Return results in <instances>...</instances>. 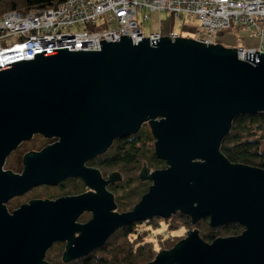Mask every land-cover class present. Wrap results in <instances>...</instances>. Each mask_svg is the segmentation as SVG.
Returning a JSON list of instances; mask_svg holds the SVG:
<instances>
[{"label": "water", "instance_id": "water-1", "mask_svg": "<svg viewBox=\"0 0 264 264\" xmlns=\"http://www.w3.org/2000/svg\"><path fill=\"white\" fill-rule=\"evenodd\" d=\"M99 41L100 50L41 51L0 66V264L63 262L103 246L119 228L176 212L211 227L238 223L236 236L204 241L198 230L145 264H264V169L229 162L219 151L233 119L264 111V52L168 36ZM147 123L155 156L167 167L140 180L152 185L133 210L114 211L109 182L86 162ZM38 134L58 138L23 156L21 175L2 170L6 156ZM81 178L95 190L33 199L8 213L5 203L37 185ZM91 219L76 222L84 212Z\"/></svg>", "mask_w": 264, "mask_h": 264}, {"label": "built area", "instance_id": "built-area-1", "mask_svg": "<svg viewBox=\"0 0 264 264\" xmlns=\"http://www.w3.org/2000/svg\"><path fill=\"white\" fill-rule=\"evenodd\" d=\"M139 10H168L184 16L185 22L196 24L194 30L203 32L196 40L204 43L216 44V34L230 29L259 36L261 47L238 49L241 58L245 52L264 49V0H65L55 8H34L24 14L10 10L0 15V40L17 36L10 45L0 42V66L32 59L44 50L97 51L99 41H118L123 35L134 42L144 37L150 42L163 36L181 37L174 32L164 35L161 27L146 35L136 19ZM148 17L149 13L143 14V20Z\"/></svg>", "mask_w": 264, "mask_h": 264}, {"label": "rangeland", "instance_id": "rangeland-1", "mask_svg": "<svg viewBox=\"0 0 264 264\" xmlns=\"http://www.w3.org/2000/svg\"><path fill=\"white\" fill-rule=\"evenodd\" d=\"M144 13H149V17L146 20H143ZM136 19L140 23V26L143 28V31L146 35L155 31L158 27H161L162 33L164 35H168V32H174L175 34L183 38L192 39H196L204 35L203 32L193 29V27H197L196 24H193V22L187 23L185 22L184 16L177 17L174 12H170L168 10H156L150 12L139 10ZM16 41L17 36L15 35L9 36L4 40H0L3 45H10ZM215 43L220 44L223 47L246 50L259 49L261 47V41L259 36L250 35L248 33L233 29L216 34ZM261 51L264 52V49ZM141 130L145 132L143 133V135L152 137V140L150 139L151 141L147 140L149 142V145H145L143 149L147 148L149 151H155V138L151 133L149 125L147 123H144L141 126L139 132ZM57 140L58 138H45L41 135L36 134L30 139L22 141L12 152H10L6 156L4 164L2 166V170H9L13 173H20L23 168L22 159L24 154L31 150H42L48 144L57 142ZM260 148L261 151L264 152V139L260 143ZM109 150L110 149H108L106 152L108 153ZM149 155V152H145V155L143 157L145 167H147L149 170L148 174H151L154 170H160L167 167L166 162L161 159H159L161 161L159 166H156V164L152 160H150ZM101 164L103 163H100L97 166L93 164V167L97 168L100 171V173L104 177L103 179L108 180L109 173L113 172H117L120 175V181H116V186L119 187H113L110 190V192H112L113 194V198L116 199L117 202L119 199L121 200L120 204L115 202L116 207L114 211L121 214L123 212L133 210L134 206L141 199V195L139 196V194H141L146 189L148 190L149 187L152 185L151 180L144 179L142 181L138 176L142 169L143 162H141L140 164L139 161L138 165L118 163L116 165L102 166ZM78 186L80 185L79 183L76 184V181H70L65 185V191L69 190V192H73L75 188H78ZM83 190H86V188L80 190L78 189V191ZM59 191L60 190L53 189L52 187L43 188L37 186L25 196H23L22 194V196H14L8 202L5 203V206L6 209H8L7 211H9L8 213H10V211L12 209L17 208L18 204L20 203L27 202L30 199L32 200L35 198L47 196L49 192L58 193L56 195H59L61 193ZM178 213L180 212H176L169 218L154 217L148 221H143L138 227H135L134 225V228H136V232L135 234L129 235V237H123V231L116 230L110 236V245L104 254H98L100 248H97L93 251L96 253V255L106 256V258L109 259L110 262L114 258H117L118 260H124L125 258L132 257L133 252L135 251L134 247L139 244H142L141 252L143 253V255L145 256L146 254H150L152 252V260H154L160 251H162L163 249L168 250L173 248V246L177 242L185 238L187 236L188 231L198 230L200 235V220L196 224L190 223L188 225L187 223L185 224V219H183L184 217H174ZM91 217L92 216L90 212H85L82 216L77 218L76 222L83 224L88 222ZM174 235L177 236V239L175 240L174 244L169 248H163V246L165 245V241L163 240H172V237ZM220 237H227V235L222 234ZM65 246V242L54 243L52 247L49 248L46 252L44 261L49 264H63L62 254L65 250Z\"/></svg>", "mask_w": 264, "mask_h": 264}, {"label": "trees", "instance_id": "trees-1", "mask_svg": "<svg viewBox=\"0 0 264 264\" xmlns=\"http://www.w3.org/2000/svg\"><path fill=\"white\" fill-rule=\"evenodd\" d=\"M63 1L65 0H0V15L9 10H17L24 14L34 8H55L58 7ZM221 32L223 31L218 33ZM143 133L145 132L141 130L140 132L129 135L125 138L116 139L109 148L110 150L107 155L103 157L104 159L102 166L116 165L118 163L138 165L139 161L140 164L142 161H144L143 157L145 152H149L150 160H152L156 166H159L161 161L154 155V150L149 151L147 148L143 149L145 145H149L147 140H152V137L143 135ZM263 139L264 111L255 114H241L233 119L229 133L221 141L219 151L231 163L245 164L264 169V152L261 151L260 148V143ZM146 192L147 189L139 194V196L141 195L142 197V195ZM120 202V199L118 202L116 201V203L119 204ZM174 217H184L183 219H185V224H193L190 217L185 214L178 213ZM141 223L142 222H137L127 225L118 230L123 231V237H129V235L135 234L136 232L134 225L135 227H138L141 225ZM199 228L200 237L208 243L213 242L222 234L227 235V237L239 235L244 229V227L238 223H229L218 227H211L209 225L208 218L200 220ZM172 238V240H163L165 241L163 248H169L174 244L177 236L174 235ZM109 240L110 238L103 246L100 247L98 254H104L107 251L110 245ZM141 247L142 244L135 246V251L133 252L132 257L125 258L124 260H118L117 258H114L109 262V259H107L106 256L96 255V253L92 251L88 255L73 261L62 262L63 264H145L150 262L153 259V253L151 252L150 254H146L144 256L141 252Z\"/></svg>", "mask_w": 264, "mask_h": 264}, {"label": "flooded vegetation", "instance_id": "flooded-vegetation-1", "mask_svg": "<svg viewBox=\"0 0 264 264\" xmlns=\"http://www.w3.org/2000/svg\"><path fill=\"white\" fill-rule=\"evenodd\" d=\"M36 135V134H35ZM34 136V135H33ZM32 136V137H33ZM113 144V143H112ZM111 147V146H110ZM109 149V148H108ZM41 149H37V150H31L32 152H39ZM28 152H30V151H28ZM27 152V153H28ZM107 153V152H106ZM106 153H103V154H100V155H97L96 157H94L93 159H91L90 160V163H89V161L88 162H86V166H88V167H93V164L95 165V166H97L98 164H100V163H103L102 161H103V157L105 156V155H107ZM89 164V165H88ZM22 165H23V159H22ZM102 165V164H101ZM93 168H95V167H93ZM97 169V168H96ZM22 171H23V168H22V170L20 171V173L19 172H17V173H14V174H19V175H21V173H22ZM100 172V171H99ZM101 174V173H100ZM101 176H102V174H101ZM102 178H104L103 176H102ZM70 181H76V184H78L79 183V185L80 186H78V188H75V190L73 191V192H69V190H66L65 191V185L67 184V183H69ZM120 181V180H119ZM117 185V182H109L107 185H106V190H108L109 192H110V190L113 188V187H119V186H116ZM38 187H43V188H50V187H52L53 189H56V190H60L59 192H61L59 195H56V194H58V193H54V192H49L48 194H47V196H44V197H39V198H35V199H50V200H55V199H57V198H60V197H66V196H77V195H80V194H83V193H87L88 191H90V192H92V193H95V190H93V189H90L89 187H87V185L85 184V182L81 179V178H78V177H69V178H66V179H64V180H62L61 182H59V183H57L56 185H37ZM37 186H35V187H37ZM35 187H31L30 189H28L27 191H25L22 195L23 196H25L27 193H29V192H31ZM86 188V190H83V191H78V189L80 190V189H85ZM111 194H112V192H110ZM21 195V196H22ZM113 195V194H112ZM31 200V199H30ZM30 200H28L27 202H24V203H20V204H18V206H17V208L21 205V204H25V203H28ZM33 200V199H32ZM114 202H116L115 201V199H114ZM116 204V203H115ZM16 209V208H15ZM8 210V209H7ZM14 209H12L11 211H10V213L13 211ZM9 212V211H8ZM85 212H87V211H84L80 216H82ZM79 216V217H80ZM92 216V215H91ZM134 224V223H133ZM129 225H131V224H129ZM125 226H127V225H125ZM124 227V226H123ZM122 228V227H121Z\"/></svg>", "mask_w": 264, "mask_h": 264}, {"label": "bare ground", "instance_id": "bare-ground-1", "mask_svg": "<svg viewBox=\"0 0 264 264\" xmlns=\"http://www.w3.org/2000/svg\"><path fill=\"white\" fill-rule=\"evenodd\" d=\"M193 224H195V223H193Z\"/></svg>", "mask_w": 264, "mask_h": 264}]
</instances>
